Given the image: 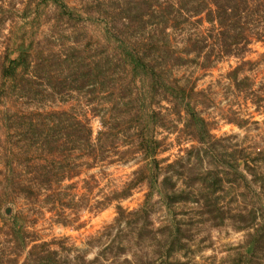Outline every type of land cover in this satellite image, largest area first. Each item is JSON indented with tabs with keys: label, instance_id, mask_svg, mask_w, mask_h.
<instances>
[{
	"label": "rangeland",
	"instance_id": "1",
	"mask_svg": "<svg viewBox=\"0 0 264 264\" xmlns=\"http://www.w3.org/2000/svg\"><path fill=\"white\" fill-rule=\"evenodd\" d=\"M0 264H264V0H0Z\"/></svg>",
	"mask_w": 264,
	"mask_h": 264
},
{
	"label": "trees",
	"instance_id": "2",
	"mask_svg": "<svg viewBox=\"0 0 264 264\" xmlns=\"http://www.w3.org/2000/svg\"><path fill=\"white\" fill-rule=\"evenodd\" d=\"M23 57V56H22ZM20 61H16L15 63H19ZM14 65H16V64H14ZM11 71L12 72H14L15 71V66H13L12 68H11Z\"/></svg>",
	"mask_w": 264,
	"mask_h": 264
}]
</instances>
